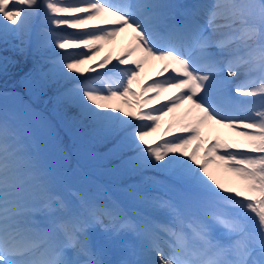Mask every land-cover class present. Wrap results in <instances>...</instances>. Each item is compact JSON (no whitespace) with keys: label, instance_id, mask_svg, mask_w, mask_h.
Wrapping results in <instances>:
<instances>
[{"label":"snow or ice","instance_id":"6c2138e0","mask_svg":"<svg viewBox=\"0 0 264 264\" xmlns=\"http://www.w3.org/2000/svg\"><path fill=\"white\" fill-rule=\"evenodd\" d=\"M41 11L52 27L38 47L75 50L53 66L76 82L68 102L117 140L124 171L159 175L152 191L130 189L149 213L140 220L75 191L72 205L0 119V264H105L88 235L97 225L136 239L121 264H264V0H0V41L30 43ZM121 37L119 54L96 61ZM149 65L159 70L143 83Z\"/></svg>","mask_w":264,"mask_h":264},{"label":"rangeland","instance_id":"374dc122","mask_svg":"<svg viewBox=\"0 0 264 264\" xmlns=\"http://www.w3.org/2000/svg\"><path fill=\"white\" fill-rule=\"evenodd\" d=\"M45 22L43 16L40 14L32 26V33L35 31L34 37L36 38V45L33 50L29 48L30 43L21 46L20 41L15 37L9 36L7 39L6 43L12 45L13 50L18 54L22 53L20 55H23L24 60L28 61L29 70L17 80L14 86H11L8 84V81L12 78L11 74H9L10 72L0 69V88L4 89L5 92L8 90L10 92L11 89L20 87L26 90L29 98L27 99L22 93L20 95L18 93H0V119L6 118L23 142L27 144L34 143L33 147L35 146L36 149L43 151L44 156H53V163L49 159L45 164L54 166L69 181L65 186L68 192L77 191L86 198H92L103 203L115 201L114 197H116L124 206L139 209L141 207L140 202L132 195L130 189L138 192L147 190L136 187L135 182L137 181L135 178L137 175L128 174L123 170L122 160L127 153L113 151L117 140L105 139L93 131L90 123L80 116L78 109L71 105L64 95L65 91L70 89L75 83H72L71 80L57 77L53 71L55 53H65L75 50H58L50 46L38 47L37 33L41 34V39L44 43H50V39L42 32V29L45 28ZM77 32V30L72 29L66 30L68 34H75ZM58 34L63 35L65 32H59ZM5 50L8 49H0L1 66L5 63L3 60L6 56L3 54ZM101 57L99 56V60ZM87 67H89V64L83 65L81 70ZM145 80L147 78L143 73L142 81L145 82ZM104 87L107 86L104 85ZM162 99L164 100V98ZM35 106L38 108H35L36 111H32ZM39 108L43 110L42 115L38 113ZM168 119L165 118L161 122V129L157 132L159 137L162 136L160 133L162 128L167 126ZM108 143L113 145L105 149V151L99 150ZM76 154L80 157L78 159H81L84 164H87L89 161L97 162L95 165L89 166L90 169L88 171L92 172L93 178L89 186L87 183V187L85 179H83L84 172L77 165L70 166L69 156L74 157ZM95 155H99V158H96ZM101 157L102 159L100 160ZM111 160L115 161L113 165L108 164ZM98 175L104 178H99ZM129 175L130 177H128ZM154 176L146 174L138 184L142 185L141 188L143 186L148 187L149 185L151 188L153 185L147 184L146 181L147 177ZM126 177H128L127 184L134 185L130 187L125 184ZM223 178L226 179L227 177ZM142 180H145V182L142 183ZM106 181H111L112 183L109 184ZM103 183H105V187ZM116 184L120 186H116ZM54 191H58V188H55Z\"/></svg>","mask_w":264,"mask_h":264},{"label":"bare ground","instance_id":"6f19581e","mask_svg":"<svg viewBox=\"0 0 264 264\" xmlns=\"http://www.w3.org/2000/svg\"><path fill=\"white\" fill-rule=\"evenodd\" d=\"M179 1L180 0H167V2L175 3V4H179ZM198 2H201V0H198ZM189 3H193V2L190 0V1H187L184 5H188ZM37 17L35 18L32 26L37 21ZM48 26L52 27L51 25H48ZM56 29L61 30V31L65 30L64 28H56ZM124 43H126V41L124 40L123 37H121V39L117 42L116 45H111V44L107 45L105 47L104 52H102L100 56H104L110 52L113 55L119 53ZM97 58L98 57H96V59ZM158 70H159V65H155V66L149 65V66H146L145 68V74L148 76L147 77L148 79L154 78ZM168 95H171V93L165 94L164 98L167 99ZM239 98L240 97H238V99ZM158 138H159L158 133H154L152 136L147 137L146 139L148 140L149 143H154L156 140H158ZM145 174L143 177H145ZM227 179L228 177L225 180ZM65 194H66L65 197H62V198L68 202L71 201L72 199L68 198V193H65ZM158 214H163V213H158ZM95 244L96 245L93 246V249L96 250L100 258L103 261H105V264H121V261L129 258L128 246H135V238L130 234L122 233L120 236L109 239L108 241H105V243L103 244L102 243H95Z\"/></svg>","mask_w":264,"mask_h":264}]
</instances>
